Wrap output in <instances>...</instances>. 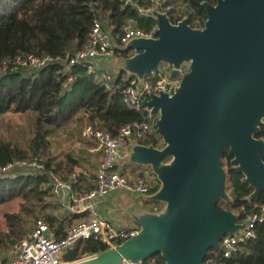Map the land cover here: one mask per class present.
<instances>
[{
    "label": "water",
    "instance_id": "obj_1",
    "mask_svg": "<svg viewBox=\"0 0 264 264\" xmlns=\"http://www.w3.org/2000/svg\"><path fill=\"white\" fill-rule=\"evenodd\" d=\"M201 5L202 29L191 28L187 18L172 24L155 8V37L122 47L133 54L121 70L139 86L161 64L170 68V79L187 66L171 95L148 93L142 100L149 117H156L164 147L131 144L125 155L126 162L150 167L159 188L145 200L162 209L130 214L134 237L85 260L72 248L61 256L63 264L144 262L157 253L165 264H202L209 249H219L221 237L243 226L237 214L216 207L230 200L226 150L242 183L253 189L247 200L264 193V140L255 137L264 118V0Z\"/></svg>",
    "mask_w": 264,
    "mask_h": 264
},
{
    "label": "trees",
    "instance_id": "obj_2",
    "mask_svg": "<svg viewBox=\"0 0 264 264\" xmlns=\"http://www.w3.org/2000/svg\"><path fill=\"white\" fill-rule=\"evenodd\" d=\"M96 0H0V65L13 64L19 55L34 54L50 55L60 58L38 70L17 67L13 71L0 74V114L6 112L24 113L33 111L36 114L33 124V136L26 148L5 142L0 137V166L14 159L38 158L47 170L60 177H66L75 169L86 171L88 177H94L95 170L102 160L100 153L92 155L95 144L92 139L82 143L85 156H75L68 153H54L49 136L54 130L65 129L76 117L81 115L93 130H105L115 137L119 130L129 124L142 121V115L126 108L120 91L136 78L120 70L113 79L112 93L106 88L103 78L96 73H88L80 66L67 67L63 59L66 53L81 50L86 44L93 21L89 4ZM96 11L106 29L110 30L112 41L119 42L122 28L129 18L137 20L138 27L149 30L155 25L151 17H139L131 7H124L119 0H98ZM143 7H149L151 0H135ZM217 0H163V6L179 7L166 12L170 23L176 24L187 18L193 29H202L206 20L202 3L215 5ZM130 50L117 48L114 55L121 59L130 57ZM159 79L149 74L145 81L155 84ZM147 115V114H146ZM154 118H148L151 132L144 133L141 138L132 135L128 138L130 144L153 146L162 149V139L155 133ZM262 136V130L255 135ZM127 153V152H126ZM170 158L166 159L168 162ZM232 157L227 150L222 155L223 169L226 174V193L229 202L218 201V210H227L238 215L240 223L255 213L262 212L264 193L257 199L248 201L253 189L242 183L243 176L231 165ZM97 164V165H96ZM120 173L130 181L153 175L150 167L134 163L122 162L118 165ZM151 173V174H148ZM154 176V175H153ZM79 185L76 191H88L92 187L84 172L78 174ZM46 176L33 177L21 173L0 174V205L20 199L19 210L16 213L3 214L0 224L1 264H9L8 251L15 242L22 240L31 221L41 219L49 224L58 238L63 230L71 226L79 216L66 215L57 218L53 212L52 197L46 186ZM159 183L150 189V195L156 192ZM148 205L163 204L145 201ZM159 205H161L159 207ZM254 239H248L237 245L230 258H223L217 249H209L205 261L213 259L218 264H264V224L254 226ZM73 249L76 256L82 258L94 256L107 250L99 241L91 238L78 241ZM143 264H165L159 253L154 254Z\"/></svg>",
    "mask_w": 264,
    "mask_h": 264
},
{
    "label": "built area",
    "instance_id": "obj_3",
    "mask_svg": "<svg viewBox=\"0 0 264 264\" xmlns=\"http://www.w3.org/2000/svg\"><path fill=\"white\" fill-rule=\"evenodd\" d=\"M122 6L131 7L139 17H151V11L157 8L160 12H169L179 7L173 5L163 6V0H151L149 7H143L135 0H119ZM99 1H93L89 8L93 14V21L90 33L84 47L74 53H66L63 62L67 67L80 66L85 68L88 73H96L103 78L106 88L112 93H116L112 88L111 76L104 71H97L92 65L93 61L99 57H109L114 55L117 48H121L129 41L134 39H151L157 28L156 22L149 30H143L138 27L137 20L129 18L122 28V35L119 42L112 41L110 30L106 29L100 14L96 11ZM60 58L50 55L37 56L34 54L19 55L13 61V64L2 63L0 65V74L7 71H13L17 67L27 68L29 70H38L51 63L59 61ZM187 72V66L182 65L178 70L177 82L168 83L164 71H159L152 76L159 80L155 84L147 83L139 86L137 80H132L121 91L120 95L126 108L136 113H142L145 110L142 106V100L147 98L148 93L157 94L158 92H173L179 80ZM170 73V70H169ZM146 111V110H145ZM147 114V115H146ZM142 115V121L132 123L122 127L115 137H112L105 130H93L90 126H85L82 135L85 138L92 139L95 148L94 151L102 156L93 178L88 179L92 189L88 191H76L79 185L78 174L72 172L66 177H60L53 171L47 170L44 163L38 158L14 159L0 166V174L21 173L33 177L46 176V186L49 187L52 200L66 213L80 217V220L66 227L61 238L52 230L48 223L41 219L35 220L31 227L26 231L24 238L15 242L7 253L9 264H63L61 256L81 240L91 238L104 244L107 249L119 245L123 241L134 237L138 230L116 228L107 221L103 220L97 211L99 199L108 196L115 191H125L136 193L141 196H149L150 189L156 184L151 180L150 175L137 178L130 181L123 176L118 169V160L123 148L126 147L128 138L133 134L141 138L144 133L151 132L148 123L149 115ZM262 130L264 140V118L258 131ZM157 181L156 177L154 176ZM158 182V181H157ZM162 209V208H161ZM160 209V210H161ZM158 207L150 209L149 212L156 213L160 211ZM256 223L264 224V212L253 214L242 223V228L233 236L225 235L219 241V250L223 258H230L236 251L237 245L248 239H254V226ZM1 264V256H0ZM123 264H143V262L129 261ZM202 264H218L213 259H208Z\"/></svg>",
    "mask_w": 264,
    "mask_h": 264
},
{
    "label": "rangeland",
    "instance_id": "obj_4",
    "mask_svg": "<svg viewBox=\"0 0 264 264\" xmlns=\"http://www.w3.org/2000/svg\"><path fill=\"white\" fill-rule=\"evenodd\" d=\"M124 59H121L117 55H111L109 57H99L95 61H93L92 65L95 67L96 70L104 71L109 74L112 78L111 84L113 83V79L117 76L119 71L122 69ZM160 69L166 72L165 77L168 83L172 84L177 82L176 79L169 78V70L165 64L160 65ZM128 74V73H127ZM36 114L33 111H28L24 113H16V112H6L0 114V137L3 141L9 142L11 144H15L20 148H26L29 140L33 136V124L35 121ZM86 126V122L81 115L76 117L71 125L65 129H57L54 130L51 135L49 136L50 143L52 145V150L54 153H68L75 156H85V151L82 143L86 139L82 133L84 127ZM88 139V138H87ZM131 145V144H130ZM129 145V146H130ZM128 146V147H129ZM127 149L120 154V158L118 160V165H122V162H125V155ZM92 155H95L96 151H90ZM99 164V160L98 163ZM96 164V165H97ZM96 171V170H95ZM77 174L84 172V175L88 177V173L83 171L82 169H75L74 171ZM151 174V173H148ZM151 180L153 183L157 185V181L155 180L153 175H150ZM92 178V177H90ZM89 178V179H90ZM119 203L123 204L125 208H128L129 205L132 204L133 208L130 211L132 214H136L141 216V208H148V204L143 202V198L145 196L138 195L136 193L119 192ZM21 203L20 199H15L11 202L5 203L0 205V224L2 223L3 214L5 213H16L19 210V205ZM52 203V201H51ZM53 205V203H52ZM161 205H159L160 207ZM149 209H153L154 207H158V205H149ZM163 207V206H162ZM55 207L53 208L54 214H57V210L55 212ZM148 211V210H147ZM35 220L33 219L29 224L27 230L31 227L32 223ZM239 221V220H238ZM7 255V253H5ZM93 256L82 257L83 260L89 259ZM8 258V257H7Z\"/></svg>",
    "mask_w": 264,
    "mask_h": 264
},
{
    "label": "crops",
    "instance_id": "obj_5",
    "mask_svg": "<svg viewBox=\"0 0 264 264\" xmlns=\"http://www.w3.org/2000/svg\"><path fill=\"white\" fill-rule=\"evenodd\" d=\"M97 71H99V69ZM126 147L122 149L121 153L124 151V149H126ZM119 192L121 191L112 192L108 196L99 199L97 203V211L103 220L107 221L114 227L123 228V229H131L133 225H132L131 220L129 219V215L132 214L130 213V211L132 210L133 206L131 204L129 205L128 208H125L123 204H120L119 203V195H120ZM143 200H144L143 202L146 201L145 198H143ZM52 203L54 207L56 208L55 212L57 210L56 212L57 214H55L57 218L60 219L66 215H71V214L66 213V211L62 210L54 200H52ZM149 208L150 207L148 205V208L142 207L140 211L141 212L147 211V210L149 211L150 210ZM63 234H64V230H63ZM0 256L1 258L4 257V255L2 256V253H0Z\"/></svg>",
    "mask_w": 264,
    "mask_h": 264
}]
</instances>
